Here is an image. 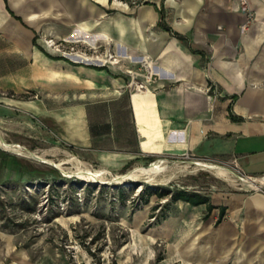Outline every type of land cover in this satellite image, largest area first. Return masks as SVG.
Segmentation results:
<instances>
[{
	"label": "crops",
	"instance_id": "1",
	"mask_svg": "<svg viewBox=\"0 0 264 264\" xmlns=\"http://www.w3.org/2000/svg\"><path fill=\"white\" fill-rule=\"evenodd\" d=\"M23 1L28 24L59 25L61 36L75 40L94 37L126 67L144 73L145 61L157 76L148 89L124 93L125 79L110 65L74 64L71 84H97V100L77 93L54 108L0 93V113L40 116L63 142L110 166L188 155L264 174V0H245L249 21L242 0H140L135 7ZM17 8L0 0L1 17L20 19ZM69 28L74 32L65 33ZM209 198L210 210L205 203H172L161 230L169 246L157 264H264V192Z\"/></svg>",
	"mask_w": 264,
	"mask_h": 264
},
{
	"label": "rangeland",
	"instance_id": "2",
	"mask_svg": "<svg viewBox=\"0 0 264 264\" xmlns=\"http://www.w3.org/2000/svg\"><path fill=\"white\" fill-rule=\"evenodd\" d=\"M7 1L10 7L20 6L14 10L20 19L0 16V93L4 96L43 101L54 108L77 93L89 102L97 100V84H71L74 64L110 65L115 76L125 79L124 93L136 89L135 81H143L140 71L128 72L125 62L95 43L94 37L81 34L80 39L87 40H75L61 36L59 25H30L27 2ZM78 70L88 73L87 68ZM94 105L98 110L102 106ZM40 119L22 112L0 113V135L5 141L63 164L57 169L0 146V264H155L156 256L169 246L161 230L174 206L170 195H148L145 188H185L214 198L264 192V186L252 189L237 177L264 174H245L230 161L161 155L110 166L91 152L63 142ZM192 160L224 165L231 174L228 178L217 175ZM157 161L162 170L152 178L114 180L122 173L145 171ZM79 168L101 170L100 179L79 176Z\"/></svg>",
	"mask_w": 264,
	"mask_h": 264
},
{
	"label": "bare ground",
	"instance_id": "3",
	"mask_svg": "<svg viewBox=\"0 0 264 264\" xmlns=\"http://www.w3.org/2000/svg\"><path fill=\"white\" fill-rule=\"evenodd\" d=\"M83 39L87 40L86 38H83ZM136 88H137V91H144V90L148 89L146 84H144V85L137 84ZM0 146L3 148L9 149V150H14L20 154H23L27 157H31L33 159H36L34 157V154H37V155L41 156L43 159H45L46 161L52 162L60 168H62V165H63L61 160L60 161H52L51 159L45 158L44 156L41 155L42 152H41V154H39L38 151L36 152L33 150H27L25 147L20 146L18 144L9 143V142L5 141L1 135H0ZM195 164L200 165V166L205 167V168H208V169L212 170L215 174L220 175V176H224L227 178L231 174V170L224 165H220V164H216V163H212V162H208V161H203V160H195ZM161 170H162V166L160 165V161H157V162L151 164L145 171H142V172H133L132 171V172H127V173H122V174L116 175L114 177V180L122 181L124 179H135L141 175H145L149 178H152L154 175H156ZM76 172L79 176L84 177L86 179H91V180L100 179V174L102 173L101 170L93 172L88 168H79L78 170H76ZM237 177H238L240 183L245 185V186H257L260 184H264V175L255 176V177H239V176H237Z\"/></svg>",
	"mask_w": 264,
	"mask_h": 264
},
{
	"label": "trees",
	"instance_id": "4",
	"mask_svg": "<svg viewBox=\"0 0 264 264\" xmlns=\"http://www.w3.org/2000/svg\"><path fill=\"white\" fill-rule=\"evenodd\" d=\"M59 58V57H56ZM145 191L148 195L155 194L157 197H162L165 195H170V202L173 203L177 200H183L189 202L191 204L197 205L201 203H205L207 206V210L212 208V204L210 203V198L207 194L200 192L198 190H187L185 188H176L173 190H153L152 188H145ZM222 215V211H220L219 216ZM162 253H159L155 258V264L162 259Z\"/></svg>",
	"mask_w": 264,
	"mask_h": 264
},
{
	"label": "built area",
	"instance_id": "5",
	"mask_svg": "<svg viewBox=\"0 0 264 264\" xmlns=\"http://www.w3.org/2000/svg\"><path fill=\"white\" fill-rule=\"evenodd\" d=\"M112 1L119 2V3H121V4H123V5L127 6V7H135V6H137L140 3V0H112ZM242 3H243V10L247 14V19H248L247 21H249L253 17V12L247 8V6L245 5V0H242ZM243 27H245V25H243ZM142 66L145 69V72L142 73L144 79H143V81H140V82L139 81H135L136 85L137 84L144 85L148 81L153 80L157 76V73L153 72L151 67L147 66V63L145 61L142 62ZM128 72L133 74V72H136V71H133L132 69L129 68ZM136 85H135V88H136Z\"/></svg>",
	"mask_w": 264,
	"mask_h": 264
},
{
	"label": "water",
	"instance_id": "6",
	"mask_svg": "<svg viewBox=\"0 0 264 264\" xmlns=\"http://www.w3.org/2000/svg\"><path fill=\"white\" fill-rule=\"evenodd\" d=\"M34 157H35L37 160L41 161V162L48 163V164L52 165L53 167L59 169V167H58L57 165H55V164L52 163V162H48V161H46L45 159H43L41 156H39V155H37V154H34ZM191 162L195 164V160H192ZM263 186H264V184H260V185H257V186H249V187H251L252 189H258V188H261V187H263Z\"/></svg>",
	"mask_w": 264,
	"mask_h": 264
}]
</instances>
